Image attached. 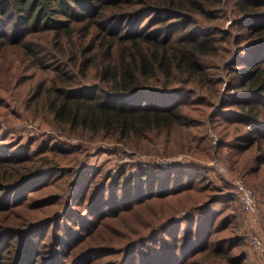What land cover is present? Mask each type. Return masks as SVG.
<instances>
[{"label": "trees", "instance_id": "trees-1", "mask_svg": "<svg viewBox=\"0 0 264 264\" xmlns=\"http://www.w3.org/2000/svg\"><path fill=\"white\" fill-rule=\"evenodd\" d=\"M231 1L238 14L235 25L242 31L237 44L244 40L253 43L249 49L238 46V61L243 67L238 68L231 87L243 97L227 102L225 107L233 108H222L214 117L229 119L231 115L227 121L235 125L238 148H256L257 161L264 165V51H257L264 48V0ZM223 3L0 0V15L6 23L2 35L16 33L19 25L25 27L14 44L35 67L54 71L52 78L41 82V77L32 87L33 100L41 101L54 122L121 141L151 134L169 136L188 126L189 118L181 103L172 98L175 95L187 92L193 97L205 90L211 98L215 96L208 87L216 79L209 76L207 65L208 58L218 56L225 42L216 36L219 28L211 24ZM15 70L17 76L20 67ZM208 99L203 95L204 103L209 104ZM3 156L0 205H20L18 189L26 183L31 185L30 178L40 174L42 164L32 169L28 157L13 160ZM161 172L152 175L145 171L137 180L128 178L121 192L103 185L92 198L93 205L97 202L103 206L96 214V225L80 223L75 216L70 218L75 223L72 226L61 224L63 218L50 221L46 224L54 229L53 235L45 242L29 237L33 232L26 219L5 222L7 216L0 214V264H96L92 259L97 254H122L121 248L110 243L112 240L98 235L107 224L135 212V203L156 195L172 197L194 187L193 182L182 180L193 174L184 165ZM76 214L85 219L81 212ZM86 214L91 218L89 212ZM217 217L208 204L196 206L184 217L159 224L151 236L156 246L143 248L146 239L129 242L122 261L106 264H245L246 251L234 256V248L226 240L212 237ZM183 223L189 226L184 232L180 228ZM89 230L79 244H71L77 234ZM42 243L48 248L41 250Z\"/></svg>", "mask_w": 264, "mask_h": 264}, {"label": "rangeland", "instance_id": "rangeland-1", "mask_svg": "<svg viewBox=\"0 0 264 264\" xmlns=\"http://www.w3.org/2000/svg\"><path fill=\"white\" fill-rule=\"evenodd\" d=\"M237 18L233 2L224 0L217 19L211 23L219 28L216 36L220 40L225 38V42L218 56L208 58V74L216 79L208 87L215 94L213 98L209 92L202 91L205 97H209V104L203 102L201 94L192 97L183 92L172 97L181 103L189 125L169 136L151 134L148 138L119 141L69 125L60 126L39 99L33 100V84L41 77V82L52 78L54 71L35 67L32 59L14 44L19 32H25V27L19 25L16 33L7 37L2 35L6 23L0 15V155L13 160L28 157L25 161L32 169L42 164L40 174L30 178L31 185L26 183L18 189L22 194L20 205H0V214L7 216L5 222L26 219L28 224L31 223L29 231L33 232L29 237L45 242L52 237L54 230L47 222L63 218L61 224L72 226L75 223L70 218L75 216L80 223L83 220L96 225L99 221L96 214L103 210V206L97 202L93 205L92 198L97 197L103 185L121 192L126 188L124 183L128 178L137 180L136 177L145 171L152 175L157 171L164 174L165 170L184 165L193 174L190 179L182 180L193 182L194 187L172 197L156 195L135 203L138 208L135 212L107 224L98 234L112 240L110 243L121 248L123 253L118 256L97 254L92 260L96 264L122 261L129 242L137 240L146 239L147 243L142 247L152 248L156 246L152 232L159 224L184 217L192 208L208 204L218 214L216 226L220 225L216 232L213 230L212 237L218 241L226 240L227 245L234 248V256L246 251L245 264H264L251 246L254 235L264 241V165L257 161L256 148L247 151L238 148L239 136L233 130L235 125L227 121L232 119L230 114L229 119L222 115L214 117L222 108H233L225 107L227 102L243 97L231 84L235 82L238 68L243 67L238 61V46L249 49L253 41L244 40L237 44L238 36H242V31L235 25ZM257 51L260 53L264 48ZM17 66L20 72L16 76ZM238 178L244 179L256 194L258 214L255 217L241 208L234 185ZM12 210L16 212L9 214ZM80 212L85 219L76 214ZM122 213L129 212L123 210ZM187 224L181 225L182 232L189 228ZM90 231L77 234L71 244H79ZM47 248L42 243L41 250ZM78 249L79 245L75 250Z\"/></svg>", "mask_w": 264, "mask_h": 264}, {"label": "built area", "instance_id": "built-area-1", "mask_svg": "<svg viewBox=\"0 0 264 264\" xmlns=\"http://www.w3.org/2000/svg\"><path fill=\"white\" fill-rule=\"evenodd\" d=\"M234 185L242 210L255 217L258 214V208L257 197L253 188L242 178L236 179ZM251 246L261 260L264 261V241L259 236L254 235L251 238Z\"/></svg>", "mask_w": 264, "mask_h": 264}]
</instances>
